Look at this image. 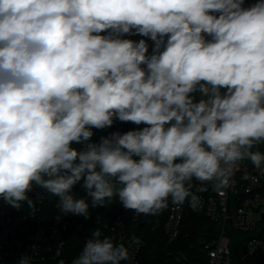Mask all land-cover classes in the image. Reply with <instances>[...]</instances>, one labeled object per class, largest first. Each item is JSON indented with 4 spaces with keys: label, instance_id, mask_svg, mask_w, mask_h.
Segmentation results:
<instances>
[{
    "label": "clouds",
    "instance_id": "obj_1",
    "mask_svg": "<svg viewBox=\"0 0 264 264\" xmlns=\"http://www.w3.org/2000/svg\"><path fill=\"white\" fill-rule=\"evenodd\" d=\"M125 34L153 41L151 54L145 39ZM115 120L146 126L92 141L93 129ZM261 143L264 0H0V200L8 206L34 207L28 194L38 187L85 219L113 198L138 215L169 199L196 209L193 180L219 188L240 161L264 166V152L253 151ZM129 258L97 228L72 264Z\"/></svg>",
    "mask_w": 264,
    "mask_h": 264
},
{
    "label": "built area",
    "instance_id": "obj_2",
    "mask_svg": "<svg viewBox=\"0 0 264 264\" xmlns=\"http://www.w3.org/2000/svg\"><path fill=\"white\" fill-rule=\"evenodd\" d=\"M250 3L251 0H244L245 7ZM106 34L107 32L101 33ZM123 38L133 41L145 39L149 46L148 54H151L154 42L150 39L136 34L124 35ZM145 126L115 120L109 128L93 129L92 141L98 143L101 136H108L113 132L125 133ZM76 188L84 195L79 184L74 190ZM192 190L201 198L196 209L190 207L187 201L183 205H177L169 199L167 207L156 213L160 215L164 211L166 214L163 230L168 239L174 241L181 236L186 215L194 212L218 225V232L200 249L206 256L205 264H264V166L257 168L250 165L248 160H243L234 168L226 186L214 188L210 183L201 185L193 180ZM48 195L45 190L34 188L30 195L34 207L27 205L28 211L22 217L24 221H31L26 224L15 220L16 208L0 200V264H19V259L25 254L31 257V264H36L52 253L53 246L46 240L67 230L74 215L63 213L57 203L56 212L38 219V215L44 211ZM101 210L102 207L89 209V218L98 227H101L103 221ZM144 216L146 215H138L130 210L133 221H139ZM100 231L102 236H110L129 248L130 258L123 264H139V255L145 241L134 235L122 215L113 217ZM185 261L195 264L188 262L187 258Z\"/></svg>",
    "mask_w": 264,
    "mask_h": 264
},
{
    "label": "trees",
    "instance_id": "obj_3",
    "mask_svg": "<svg viewBox=\"0 0 264 264\" xmlns=\"http://www.w3.org/2000/svg\"><path fill=\"white\" fill-rule=\"evenodd\" d=\"M255 2L256 0H251L250 5ZM257 150L264 152V143L256 145L253 151ZM248 163L253 165L250 160ZM74 191L77 197L84 196L80 189L76 188ZM31 193L28 194L29 197ZM57 201V197L49 194L44 203V211L38 215V219L49 217L56 212L58 210ZM27 211V203H23L20 209H16L15 220L24 221L22 217ZM101 211L103 214L101 227H98L99 225L90 218L85 219L74 215L67 230L60 231L46 240L53 246L52 253L47 255L45 260H38L36 264H59L61 260L64 264H72L73 259L80 254L86 240L91 236V232L97 228L102 229L105 223L118 215L125 218L134 235L140 236L145 241V246L139 255V264H188L185 258L190 263L205 264L206 256L201 253L200 249L218 232L217 224L194 212H189L184 220L181 236L170 241L163 230L166 215L164 211L160 215H146L139 221H133L130 217V210L125 209L117 198H113L106 207H102ZM30 222L24 221L25 224ZM61 244L62 251L57 256L56 252Z\"/></svg>",
    "mask_w": 264,
    "mask_h": 264
}]
</instances>
